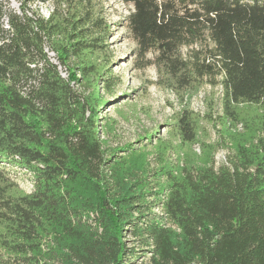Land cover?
I'll list each match as a JSON object with an SVG mask.
<instances>
[{
  "label": "trees",
  "instance_id": "obj_1",
  "mask_svg": "<svg viewBox=\"0 0 264 264\" xmlns=\"http://www.w3.org/2000/svg\"><path fill=\"white\" fill-rule=\"evenodd\" d=\"M51 1L47 16L28 5L50 0L0 2V264H264V0H124L137 67L179 94L222 85V114L207 118L233 142L218 169L205 143L163 163L155 191L143 163L104 146L100 88L119 80L105 0ZM174 118L181 146L196 142L198 116Z\"/></svg>",
  "mask_w": 264,
  "mask_h": 264
},
{
  "label": "rangeland",
  "instance_id": "obj_2",
  "mask_svg": "<svg viewBox=\"0 0 264 264\" xmlns=\"http://www.w3.org/2000/svg\"><path fill=\"white\" fill-rule=\"evenodd\" d=\"M0 2H3L8 10L14 11H20L22 4V0ZM105 5L106 17L112 30L109 37L111 66L107 72L112 71L119 79L111 90L100 88L101 95L108 100L100 109L101 123L104 126L102 138L105 139L104 146L108 157L113 160L129 158L130 163H143L144 167H137L136 171L139 175H144L141 169H145L147 188L152 191L167 184L166 177L158 175L157 172L163 163L182 167L187 163L190 153H194L196 157L202 156L203 143L213 149L214 167L226 164L223 159L218 158V154L225 151L229 161L233 154V142L222 137V126L219 123L214 124L207 118L212 111L214 115L222 114L221 85L214 87L204 82L194 91L184 94L161 86L158 83V69L154 65L144 70L137 67L136 43L126 26V18L133 10V5L124 0H105ZM28 7L39 8L40 12L47 16L53 6L50 0L45 4H29ZM183 53L186 55L187 48H183ZM183 109L195 113L199 121L197 141L188 146H181V138L173 126L175 115ZM232 129L243 131L244 126L239 123ZM161 150L164 153L162 158L159 156ZM32 177L30 173L23 172L15 176V182L24 193L33 189ZM148 199L152 201V211L161 213L160 201L154 196H148ZM93 215L90 214L91 217ZM133 215L137 216L138 213ZM126 236L129 240L136 239L130 232H127ZM130 245H136L138 249V240ZM142 260L139 259V262Z\"/></svg>",
  "mask_w": 264,
  "mask_h": 264
},
{
  "label": "built area",
  "instance_id": "obj_3",
  "mask_svg": "<svg viewBox=\"0 0 264 264\" xmlns=\"http://www.w3.org/2000/svg\"><path fill=\"white\" fill-rule=\"evenodd\" d=\"M221 87H222V95H223V86L221 85ZM218 158L219 159H223L222 161H224V162H226V164H229V161L227 160V156H226V153H225V151H221L219 154H218ZM216 169H218L219 167H215ZM19 173H21V172H18V174ZM23 173H26V172H23ZM13 174V173H12ZM31 174V173H30ZM32 175V174H31ZM13 176H14V178H15V176L16 175H14L13 174ZM32 179H33V177H32ZM32 182H33V180H32ZM33 189H34V182H33ZM33 189H31L30 191H29V193H31L32 191H33Z\"/></svg>",
  "mask_w": 264,
  "mask_h": 264
}]
</instances>
